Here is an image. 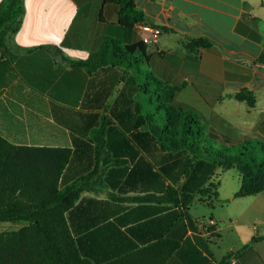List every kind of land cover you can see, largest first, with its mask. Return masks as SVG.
<instances>
[{
	"label": "crops",
	"instance_id": "1",
	"mask_svg": "<svg viewBox=\"0 0 264 264\" xmlns=\"http://www.w3.org/2000/svg\"><path fill=\"white\" fill-rule=\"evenodd\" d=\"M132 1L162 31L146 45L142 68L179 87L174 106L196 112L220 144L264 142V0ZM104 2L23 0L17 31L0 44V134L17 146L70 149L64 186L91 175V189L65 217L94 264L160 240L179 243L166 264H264V194L235 198L241 176L224 187L227 170H217V203L195 199L178 209L154 192L153 157L136 142L96 155L93 133L110 117L126 73L110 65L89 73L69 61H88L106 37L142 42ZM199 38L212 49L192 48ZM244 90L255 96L252 106L236 99Z\"/></svg>",
	"mask_w": 264,
	"mask_h": 264
},
{
	"label": "trees",
	"instance_id": "2",
	"mask_svg": "<svg viewBox=\"0 0 264 264\" xmlns=\"http://www.w3.org/2000/svg\"><path fill=\"white\" fill-rule=\"evenodd\" d=\"M107 4L115 6L116 21L124 28L147 22L132 0H105ZM23 12V0L0 4V44L7 33L17 31ZM190 46L211 50L214 45L199 38ZM145 48L143 42L126 45L106 37L88 61H69L89 73L107 65L126 73L110 117L93 133L96 155L116 151L118 142H136L153 157L154 192L178 209L186 210L195 199L215 205L219 181L210 180L217 170H238L241 187L235 198L264 194V160L253 154L259 146L264 155V142L220 144L196 112L174 106L179 87L142 68ZM13 78L9 76V81ZM236 99L250 106L256 101L246 90ZM70 155V149L17 146L0 134V223L21 225L0 232V264H94L82 255L65 217L81 194L91 189L87 184L91 175L64 186L61 177ZM178 247L176 241L160 240L105 264H166Z\"/></svg>",
	"mask_w": 264,
	"mask_h": 264
},
{
	"label": "rangeland",
	"instance_id": "3",
	"mask_svg": "<svg viewBox=\"0 0 264 264\" xmlns=\"http://www.w3.org/2000/svg\"><path fill=\"white\" fill-rule=\"evenodd\" d=\"M254 156L259 157V159L264 160V155L260 151L259 146H256L255 150L253 151ZM222 174L224 172H221ZM224 187H232V185L235 184V186H238V179H240V174L237 169L233 168L230 170H227L224 174ZM241 181V179H240ZM21 225L20 224H13V223H0V232L1 231H7V230H14L18 229Z\"/></svg>",
	"mask_w": 264,
	"mask_h": 264
},
{
	"label": "built area",
	"instance_id": "4",
	"mask_svg": "<svg viewBox=\"0 0 264 264\" xmlns=\"http://www.w3.org/2000/svg\"><path fill=\"white\" fill-rule=\"evenodd\" d=\"M135 29L140 34L142 42L146 45L157 42L162 34V31L159 27L149 22L138 23L135 25ZM198 225L202 226V222L198 221Z\"/></svg>",
	"mask_w": 264,
	"mask_h": 264
}]
</instances>
